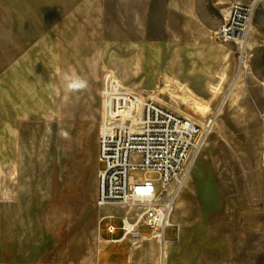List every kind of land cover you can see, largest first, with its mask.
Segmentation results:
<instances>
[{
  "label": "rangeland",
  "instance_id": "obj_1",
  "mask_svg": "<svg viewBox=\"0 0 264 264\" xmlns=\"http://www.w3.org/2000/svg\"><path fill=\"white\" fill-rule=\"evenodd\" d=\"M231 1L252 0H0V264L125 261L127 241L98 255L106 246L96 206L106 79L200 125L199 143L170 184L165 238L134 243L131 263L264 264V0L246 47L213 35ZM67 75L87 87L67 91ZM130 175L160 190L157 172ZM129 208L107 212L123 217ZM136 229L152 232L144 223Z\"/></svg>",
  "mask_w": 264,
  "mask_h": 264
},
{
  "label": "built area",
  "instance_id": "obj_2",
  "mask_svg": "<svg viewBox=\"0 0 264 264\" xmlns=\"http://www.w3.org/2000/svg\"><path fill=\"white\" fill-rule=\"evenodd\" d=\"M231 1L226 20L214 31L222 41L242 42L251 26L255 5ZM264 93V79L260 82ZM101 115L96 134V206L101 210L98 218L99 243L107 241L100 255L114 243L166 236L171 226V197H166L170 184L178 180L187 164L200 132L199 122L181 115L165 104L151 98L143 99L124 90L116 80H105L100 89ZM260 166L264 168V107L260 112ZM149 169L159 174L160 190L155 191L150 179L136 181L130 171ZM135 205L140 211L127 222L124 218L108 214L107 209ZM144 223L152 232L142 235L136 228ZM108 235L120 236L105 238ZM123 262H97V264H145Z\"/></svg>",
  "mask_w": 264,
  "mask_h": 264
},
{
  "label": "bare ground",
  "instance_id": "obj_3",
  "mask_svg": "<svg viewBox=\"0 0 264 264\" xmlns=\"http://www.w3.org/2000/svg\"><path fill=\"white\" fill-rule=\"evenodd\" d=\"M231 3V2H230ZM230 3H229V5H230ZM229 5H228V7L227 8H225V9H223L222 10V13L224 14V17H223V22L226 20V18H227V15H228V9H229ZM246 45H247V40H245V41H243L242 43H241V46H245L246 47ZM242 51H243V49H242ZM247 60V59H246ZM243 67V66H242ZM247 68V67H246ZM185 97H187L188 99H192L193 101L192 102H195L196 104H197V106H198V108H199V110H201V111H203V113H207L208 112V110H209V106H208V104H207V102L206 101H204L202 98L200 99V98H198V97H196L192 92H190V90H188L186 93H185ZM194 103V104H195ZM198 140H199V137L197 136V143H199L198 142ZM192 153H193V151L191 152V155H192ZM190 155V156H191ZM188 160H190V157H189V159ZM188 162L189 161H187V164H188ZM172 185V184H171ZM173 193H174V191H173V186H169L168 187V191H167V194H166V197H169V196H172L173 195ZM178 197V196H177ZM176 198V197H175ZM174 203V201H172V204ZM126 206H129L130 208L126 211V213L123 215V217L122 218H124L127 222H129V223H131L132 222V220H133V218L136 216V214H138V212L140 211V207H138V206H135V205H126ZM126 206H124V207H126ZM108 214H114L113 212H107ZM129 214H131L133 217H131V219H127L128 218V216H129ZM115 215V214H114ZM126 217V218H125ZM140 240H134L133 241V244L134 243H137V242H139ZM102 242L104 243V244H107V241H103L102 240ZM119 246V245H118Z\"/></svg>",
  "mask_w": 264,
  "mask_h": 264
},
{
  "label": "clouds",
  "instance_id": "obj_4",
  "mask_svg": "<svg viewBox=\"0 0 264 264\" xmlns=\"http://www.w3.org/2000/svg\"><path fill=\"white\" fill-rule=\"evenodd\" d=\"M86 87H87V82L76 75H67L65 77V88L69 92L82 90Z\"/></svg>",
  "mask_w": 264,
  "mask_h": 264
},
{
  "label": "crops",
  "instance_id": "obj_5",
  "mask_svg": "<svg viewBox=\"0 0 264 264\" xmlns=\"http://www.w3.org/2000/svg\"><path fill=\"white\" fill-rule=\"evenodd\" d=\"M256 28V27H255ZM184 30L185 31H189L190 30V15H188V16H185V18H184ZM247 43H249L248 41H247ZM227 54V53H226ZM259 141H260V125H259ZM260 143V142H259ZM103 233H105V232H103V231H101V235L103 236ZM106 234V233H105ZM106 235H108V234H106ZM109 236L110 235H108V236H103V237H105V238H109ZM147 238H149V237H147ZM146 238V239H147ZM168 240H171V239H168ZM126 258H127V251H126ZM126 258H125V260H126Z\"/></svg>",
  "mask_w": 264,
  "mask_h": 264
}]
</instances>
